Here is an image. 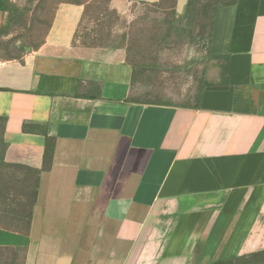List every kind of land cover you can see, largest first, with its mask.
<instances>
[{
  "label": "crops",
  "instance_id": "crops-1",
  "mask_svg": "<svg viewBox=\"0 0 264 264\" xmlns=\"http://www.w3.org/2000/svg\"><path fill=\"white\" fill-rule=\"evenodd\" d=\"M83 14L59 3L37 49L0 61L5 161L40 170L29 231L0 227V247L24 249V264H212L264 251V0L217 8L209 52L228 58L227 84L205 87L198 107L134 102L122 49L72 44Z\"/></svg>",
  "mask_w": 264,
  "mask_h": 264
},
{
  "label": "rangeland",
  "instance_id": "rangeland-1",
  "mask_svg": "<svg viewBox=\"0 0 264 264\" xmlns=\"http://www.w3.org/2000/svg\"><path fill=\"white\" fill-rule=\"evenodd\" d=\"M10 1L19 4L20 14L9 36L1 38L0 61L40 46L56 6L80 2L88 4L79 42L104 50L122 49L126 61L135 65L136 99L192 106L200 85L214 83L219 77L220 62L207 51L209 9L214 0H200L195 12L185 18L174 16L172 0L156 5L132 3L125 13L110 4L123 0H32L31 4L28 0ZM216 1L222 4L225 0ZM17 177L22 174L15 169L0 168V179L12 183Z\"/></svg>",
  "mask_w": 264,
  "mask_h": 264
},
{
  "label": "trees",
  "instance_id": "trees-1",
  "mask_svg": "<svg viewBox=\"0 0 264 264\" xmlns=\"http://www.w3.org/2000/svg\"><path fill=\"white\" fill-rule=\"evenodd\" d=\"M166 0H160L158 3L152 4H160L165 2ZM28 4L32 3V0L27 1ZM73 3L84 6V14L79 24L78 31L74 35L73 45H80L85 47H95L90 46L85 42H79V30L82 25V21L86 12V6L88 3H80V2H66ZM200 0H188L186 5V10L182 18H185L191 14H193L198 7ZM221 4H218L216 0L213 1L212 7L209 9L211 13L210 17V26L208 32V41H207V51L209 55L220 62L219 64V78L220 80L214 83H202L199 87L198 94L195 98V103L192 106H180L173 105L169 103H157V102H146L139 99H135L134 102L143 103V104H154V105H165V106H175V107H198L201 99V94L203 89L207 86H212L214 84H227L226 76L229 71L228 67V58L225 56H213L209 52V42L213 30V21L214 15L217 8ZM176 7V0H172V11L174 16ZM4 11L8 12V22L6 26L0 29V41L2 37L9 36L11 27L13 22L17 20L19 17V4L13 3L10 0H6L4 5ZM14 17H16L14 19ZM49 29V28H48ZM39 47V46H38ZM37 47V48H38ZM35 48V49H37ZM31 49V50H35ZM19 57V56H18ZM18 57H12L6 60L16 59ZM128 65L132 68V83L135 82L136 69L135 65L126 61ZM5 128V119L0 117V168L1 169H15L17 172L22 174V177H17V180L12 183L0 179L3 187H0V227L12 230L19 233H27L30 227V221L32 217V210L36 201L37 195V187H38V179L40 175V170L29 168L23 165L10 164L5 161V151L7 145L3 138ZM54 152V139L51 137H46L44 144V155H43V169H48L51 165V160ZM25 259V250L21 248H2L0 247V264H24ZM264 261V251L257 252L250 255H244L240 257H236L233 259H229L226 261H221L212 264H238L239 262L245 261L249 264L253 262Z\"/></svg>",
  "mask_w": 264,
  "mask_h": 264
}]
</instances>
